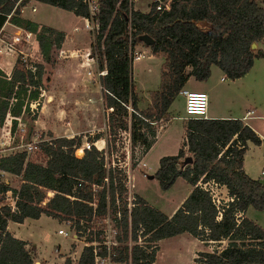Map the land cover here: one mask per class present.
<instances>
[{
	"label": "trees",
	"instance_id": "obj_1",
	"mask_svg": "<svg viewBox=\"0 0 264 264\" xmlns=\"http://www.w3.org/2000/svg\"><path fill=\"white\" fill-rule=\"evenodd\" d=\"M17 1L0 0V26L13 9L9 22L35 33L37 49L47 61L52 46L59 47L64 35L21 18L19 8L28 0H20L15 6ZM35 1L75 16H87L81 0ZM98 11L95 48L98 66L106 70L99 84L105 108H110L107 113L109 133L127 132L130 146H140L141 155L155 140L156 129L150 122L167 120V110L189 76L197 81L205 80L214 65L233 80L251 68L253 59L264 56L261 48L250 49L251 43L264 45V0H170L167 10L162 12L154 9L153 4L141 12L134 10L128 0H99ZM183 20H205L208 28L205 32L198 31ZM128 24L130 47L141 43L149 47L152 54L163 56L159 89L149 94L150 105L146 110L137 108L131 82ZM144 34L151 39L149 45L139 40ZM33 67L34 72H31L16 60L10 78H0V123L9 114L10 133L17 128V117L27 113L29 102L38 96L43 68L39 63ZM187 67L189 72L185 71ZM128 104L134 112L127 110ZM184 137L176 153L161 157L158 167L148 177L152 175L163 191L181 177L191 187L187 196L166 216L135 195L129 221L122 201L125 172L105 158L108 140L105 141L106 151L99 150L94 142L100 136H92L89 149L76 157L74 150L81 145L79 137L50 138L38 143L44 164L28 160L23 150L0 155V170L20 179L17 189L0 182V194L9 190L16 197L13 211L2 204L0 198V264L34 263L33 253L25 248L26 242L6 230L7 221L20 223L24 218L38 219L43 214L58 221L74 220L78 228L79 219L86 222L92 217L100 219L106 208L115 212L116 198L120 201V218L116 223L121 231L120 245L115 249L117 260L129 261V264L155 262L147 246L127 245L128 239L135 241L140 227L153 242L181 233L190 234L204 245L219 244L226 239L228 249L198 253L195 261L204 264H264V229L247 218L236 221L237 213L248 206L264 209V183L250 178L242 169L246 142L264 145V140L239 118L188 119L184 124ZM187 154L192 160L183 165ZM209 180L223 185L231 200L216 208L210 193L200 186ZM46 189L53 194L42 204ZM93 195L92 208L89 203ZM245 241H249L248 244ZM246 245L261 250L237 249ZM58 264L73 263L66 257ZM74 264H92L90 247L81 248Z\"/></svg>",
	"mask_w": 264,
	"mask_h": 264
},
{
	"label": "rangeland",
	"instance_id": "obj_2",
	"mask_svg": "<svg viewBox=\"0 0 264 264\" xmlns=\"http://www.w3.org/2000/svg\"><path fill=\"white\" fill-rule=\"evenodd\" d=\"M149 4V0H137L133 2V7L147 11ZM31 5L27 4L25 7L26 15L43 23L42 25L44 26L48 25V27L64 30L67 38H63L59 47L55 48L52 46L47 61L44 60L39 49H37L36 42L30 48L22 47L25 54L24 63L27 66H34L36 63H39L43 68L39 84V93L32 110L30 111L29 106V111L20 118L21 123L24 125L23 135L15 133L9 142L10 147H13V149H6L3 153L21 150L24 144L30 139V136L36 133H39L43 138H72L75 136L79 137L81 143L89 142L92 136L98 135L100 138L97 139L99 141H95V146L104 151H106L105 141H109V147L107 148L108 155L105 154L108 162L121 167L125 175L133 171L134 190L143 195L147 201L152 202L155 206H159L163 212H169L178 203L180 198L185 195V187L177 182L172 188L163 191L159 188L155 178H148V175L151 174L150 172L155 166V150L158 149V146L147 154L145 158L147 168L144 170L138 169L134 172L133 169L139 168L137 167L139 161L137 158L141 156V147L135 146L132 148L129 139H127L128 133L125 131L115 130L114 133H109L107 113L110 109L105 108L102 97L103 90L99 84V79L95 77V73L86 76L85 69L79 65L82 61L79 54L88 49L87 45L89 42V34L83 29V21L72 12H67L47 4L34 3L36 10L30 12V8L33 6ZM74 27H76V30L73 29ZM4 28L6 36H12L13 28L7 25ZM69 39H71L73 45H69ZM257 44L258 46L256 45L255 49L258 47L264 50L262 43L257 42ZM133 47L142 51L146 48L149 49V47L143 46L141 43H136ZM149 54L152 53L148 50L145 54L143 53V58L132 61L131 63V82L133 84L135 101L138 103V107L141 108L140 110H146L148 108L150 105L149 94L159 89L160 71L163 69V64L161 63V59L163 58L162 54H152L154 55L153 58L146 57ZM253 61L254 66L258 64L264 65V58L262 57H256ZM228 83H230L229 79L225 77V83L219 84L217 91L209 95V106L218 109L220 107L235 110V107L231 103H237L241 100V96L237 94L238 90H240L243 97L240 105L252 109L255 116L259 115L255 120H251L250 122L256 131L263 134L264 86L262 85L264 82L261 84L260 81H257L256 87H254L255 92L252 91V94L249 93L246 86L243 91L245 82L240 83V85L237 84L234 87L231 86V89L230 87H225V84ZM172 101L168 110L169 115H182L183 101L181 96L177 94ZM180 123V121L174 119L162 134L163 139L165 136L173 135L177 129L176 126ZM164 124V121H155L152 126L158 131ZM1 134L5 135L2 132ZM3 138L2 136L0 139L3 140ZM81 153L79 147L76 153L74 151L76 157L81 155ZM245 154L246 166L249 169V173L256 177L260 176L258 170L264 157L262 148L253 144L249 145ZM27 159L36 163L44 164L45 162L44 156L38 149V146L36 150L27 154ZM260 177L264 181V175ZM0 182L17 189L20 179L11 174H0ZM185 185L188 186L186 183ZM9 201L8 198H4L3 200L5 203H9ZM250 209L249 217L257 222V226L264 229V209L257 210L252 207ZM99 221L100 219H94L92 225L86 226L94 229L99 226ZM55 228V222L47 217H41L38 221L28 219L20 226V234L27 236L29 232L37 239L38 232H42L52 239L53 245L59 240L67 241L68 237L63 239L58 235L56 236L54 233ZM226 242V239H223L219 244L211 243V246L207 247L206 250H208L207 252H214L215 250L220 251L224 248L228 249L229 247H227ZM248 242L245 241L246 244ZM169 243L163 244L164 249L172 248L169 246ZM174 244L175 247L173 246L172 249L176 248L178 254L182 258H186L189 250L188 243L184 239H178ZM242 247L238 246L237 249L258 252L261 250L252 245ZM155 249L158 250L157 247ZM198 253L200 252H196L195 258L198 257ZM32 257L34 259L33 264H37L38 261L33 254Z\"/></svg>",
	"mask_w": 264,
	"mask_h": 264
},
{
	"label": "crops",
	"instance_id": "obj_3",
	"mask_svg": "<svg viewBox=\"0 0 264 264\" xmlns=\"http://www.w3.org/2000/svg\"><path fill=\"white\" fill-rule=\"evenodd\" d=\"M135 1H137V0H134L133 2H135ZM133 2L131 5H132V8L134 10H139L141 12L145 11V10H140L138 8H134ZM34 3H40V2H37L35 0H33V1L28 0V2L20 8V11H19L20 17L24 18L26 20H29L31 22H35L40 26H44V25H42L43 23L35 20L34 18L32 19L31 17H29L25 13V7L27 6V4H32L33 6L31 5L32 6L31 8H33ZM41 4H43V3H41ZM35 10L36 9L34 7L33 11H35ZM77 17L82 20V17H80V16H77ZM44 27L52 29V27H48V25L44 26ZM53 29L61 31L64 35V38H67L64 30H59L57 28H53ZM69 45H73L71 42V39H69ZM256 45L258 46V44H256ZM145 50L150 51V49H148V48H146ZM146 57L153 58L154 55L149 54V55H146ZM262 58H264V57H262ZM162 61H163V58L161 59V63H163ZM14 63H15V61H14L13 57L1 55L0 56V69L2 72H0V73H5V74L10 75L11 71H12L11 68L14 65ZM189 70H190V68L187 67L185 71L189 72ZM223 76H224V74L219 69V67L217 68L216 66L213 65L210 67V73H209V76L207 77V79L197 81L192 76H189L186 79L182 88L187 89V90H195L196 89L195 91H204L207 95V100H208L209 95L213 94V92L217 91V89L219 87L218 85L225 83V76H224V78H223ZM0 78H1V76H0ZM2 79H5V78H2ZM257 81H260L261 84H262V82H264V65L258 64V65L254 66V61H253L251 68L245 74H243L242 76L237 77L236 79H233V80L229 79L230 83L225 84L226 85L225 87L226 88L230 87V89H231V86L234 87L237 84L240 85V83L245 82V84L243 86V91H244V88L246 86V88H248V90H249V93L252 94V91L255 92L254 87H256L255 85L257 84ZM188 86H190V87H188ZM262 86H264V84ZM235 92H237V91H235ZM237 94H238V96H241L240 99L242 100L243 97H242V93L240 90H238ZM240 101H238L237 103H231L235 107V110H231V109H224V108H220V107H219V109L216 107L214 108L213 106L210 107L209 106V100H208L207 114H206L207 117L206 118H208V119H220V118L238 119L239 118L243 121V123H245L247 126H249L253 130V132L260 137V139L264 140V133L262 134V133L256 131L250 122L251 120H255V118H257L259 115L255 116L254 112H252V114H246L247 111L252 110V109H250L248 107H242V105H240ZM137 108L139 110L141 109L138 107V103H137ZM168 110H169V108H168ZM168 110H167V120L165 121V124L162 127H160V129L158 131H156V134L154 137L155 138L154 142L147 149V151L143 155L140 156V158H137L139 160L137 167H139V168L133 169L134 172L138 169L144 170L145 168H147L145 158L149 152H151L156 146H158V149L155 150V166L152 169V171L150 172L152 174L156 170V168L158 167L159 159L165 155L175 154L176 151L178 150V148L180 147L181 143L184 141V138H185L184 137V124H185L186 120L181 119L183 116V105H182V115L181 114L177 115V116L169 115ZM24 114L25 113H21L17 117V127L18 126L24 127L23 123H21V121H20V118ZM10 119H11L10 115L6 114L4 120L0 123V134H1V132L3 134H5V135L1 134V137L3 136L4 138H3V140L0 139V145L1 144H5V145L9 144L13 135L15 133H19V132H17V128L13 133H10V124H9ZM174 119H177L181 123L176 126L177 129L173 135L165 136V138L163 139L162 134L164 133L166 128L169 127V125L171 124V122ZM96 141H99V140H96ZM252 144H253L252 142L247 141L246 142V150H247L248 146L252 145ZM94 145H96L95 142H94ZM253 145H255V144H253ZM256 146L261 147L262 153L264 154L263 143L261 142L260 144H257ZM97 148H99V147H97ZM246 150H245V152H246ZM245 152L243 153L244 155L242 158V169H243L244 173H246L250 178L257 180V181L259 180V181L264 183V181L260 177L263 175H260V172H259L263 167L264 157L261 161L260 168L258 170L260 176L256 177V176L252 175L251 173H249V169L246 166V154H245ZM9 153L10 152L2 153L0 155H5V154H9ZM0 174L3 175V174H8V173L0 170ZM133 174L134 173L132 171L127 175L132 181L133 187L131 188V190H132L133 194L138 195L139 197H141L146 202L147 205L149 204L150 206L154 207L156 210L162 212L166 216H170L174 212V210L185 199V197L188 194V191L191 188L190 185L187 184L186 181H184L181 177H177L175 179V181L173 182V184L169 188H172L177 182H179L182 185H184V187H185V195L180 198L178 203L175 204L170 209L169 212L165 213V212H163V210H161L159 208V206H155L152 202L147 201L143 195H141L140 193H138L134 190V184H133L134 176H132ZM185 183L188 186H186ZM216 192H217L218 199L220 200L221 204L230 199V197H229L228 193L226 192V189L223 185H221V186L218 185L216 187ZM250 207L251 206H248L245 211L237 213L236 221L241 220V218H247L250 221H252L254 224L258 225L257 222L254 221L253 218L249 217V215H248L249 212L251 211ZM41 217H47V218H49L55 222V224H56V228L54 230V233H55L57 228L59 227V221L56 219H53L49 216L43 215V214H40L38 219H40ZM28 219H31V218H24L23 221L20 223H16L13 221H7L6 230L10 234H12L13 237H15L19 240L22 239L26 242L25 248H27L28 250H30V252L33 253L35 259L38 261V264L41 262L45 263V264H53V263L58 264V263H62L66 257H68L73 264L76 263V260L78 259L79 255L81 253V248H82L81 239L76 238L75 240H73L71 238H68L67 241L66 240L65 241L59 240L57 243H55L53 245L52 239L42 232H38V238L37 239H35L33 234H31L29 232L27 233L28 234L27 236H23L22 234H20V232H21L20 226L23 225ZM38 219H31V220L38 221ZM55 234H56V236L58 235L64 239L63 236H61L57 233H55ZM178 239L179 240L184 239V241H186L189 245L188 246L189 250H188V254H187L186 258H182V256L178 254V250L176 248L172 249L173 246L175 247L174 242L177 241ZM168 242H170L169 246H171L172 248L171 249H169V248L164 249L163 244L168 243ZM210 244L211 243L204 245L202 241L192 237L190 234L181 233V234H177V235L168 236L167 238H162V239L157 240L155 242L150 240V245L149 246L146 245V246L148 247V249H150L152 251L153 255L155 256V259H154L155 262H153L150 259L153 264H196V261L194 260V258L196 256V252H204V253L207 252L208 250H206V248L211 246ZM152 246L157 247L158 250H153ZM61 249H64V250H61ZM202 264H204V263L202 262Z\"/></svg>",
	"mask_w": 264,
	"mask_h": 264
},
{
	"label": "built area",
	"instance_id": "obj_4",
	"mask_svg": "<svg viewBox=\"0 0 264 264\" xmlns=\"http://www.w3.org/2000/svg\"><path fill=\"white\" fill-rule=\"evenodd\" d=\"M19 1L20 0H18L15 3V6L18 4ZM81 1L87 11V16L82 18V21H83V29H85L89 34V42L87 45L88 49L82 52L81 54H79L80 58L82 59L79 65L85 69L86 76H90L95 73V77L99 79L100 77L106 74V70L97 65L98 54L95 48L96 36L99 32L98 29L99 0H81ZM133 1L134 0H128L130 4H132ZM149 1L150 4L154 5V9H156L159 12H162L163 10H167L170 2V0H149ZM33 10L34 7L30 9L31 12H33ZM12 11L6 15V19L4 23L0 26V56L1 55L11 56L13 57L14 61L18 60L25 69H29L31 72H34L35 68L33 66H27L24 63L25 54L24 51L22 50V47L30 48L34 45V43L36 42L35 33L23 29L19 26L12 25L9 22V18L12 15ZM6 25L9 26L10 28H13L12 36L10 37L6 36V32L4 28ZM127 28L129 29L127 45L129 47V55L132 63V61H136L143 58V53L145 54V51L137 50L134 47H130L129 24ZM73 29L76 30V27H74ZM0 72H2L1 69ZM0 76L6 79L10 78V75L5 73H0ZM178 95L181 96L183 101V116L181 119L184 120L201 119V118L206 119L208 100H207V95L204 91L187 90L182 88L178 91ZM35 104H36L35 100L32 101L30 104H28L30 106V111L35 106ZM126 108L128 109L129 112L130 111L134 112L129 104L126 106ZM252 112H253L252 110H249L246 112V114H252ZM150 123L154 124V122H150ZM17 132H19L20 135H23L24 127L18 126ZM49 139L50 138L41 137L39 133L32 134L28 142L24 144L21 150H23L27 156V154L37 149L38 143L43 141H48ZM89 147H90V143L82 142L81 145L79 146V149L83 153V150L84 149L88 150ZM6 149L11 150L13 149V147H10L9 144L6 145L1 144L0 154H2ZM97 149L100 150L101 148H97ZM74 151L76 152L77 148ZM81 155H79L78 157H80ZM259 172L260 175H264V162H263V167ZM125 176H126L124 182L125 191L123 193L122 201L125 203V209H126V213H128V221H129L130 208L135 205V194H133L131 190V188L133 187L131 179L127 175ZM200 186L201 188L206 189L210 193L212 202L214 203L216 208H218L221 205L216 192V187L218 185L215 184L213 181L209 180L203 182L202 184H200ZM52 194L53 191L46 189L44 191L45 199L41 203L44 204L45 201L48 198H50ZM0 198H2L1 203L9 206L11 211L15 209L14 204L16 201V197L13 196L9 190L5 191L3 194L1 193ZM4 198L6 199L8 198L10 200L9 203L3 202ZM229 200H231V198ZM119 204L120 201L118 198H116L115 199L116 211L111 213L109 208H106L105 215L102 218H100L99 226L94 229L92 227L86 226V225H92L94 217H92V220L88 222H86L83 219H79L78 228L76 227V223L74 220H61L59 221V227L57 228L55 233L63 236L64 238L68 237L73 240H75L76 238L81 239L82 247L83 246L90 247V251L92 253V264H129V261L125 262L116 259L117 251L115 249L120 245V242L118 241V236L121 233L116 223V219L118 220L120 218V213L118 210ZM89 205L92 208L94 207L95 205L94 195H93V200L91 203H89ZM217 218H219V216ZM142 232H143L142 229L139 227V229L137 230V237L135 241H130V239H128L127 245L130 246L131 244H136L140 248H145L146 245L149 246L150 245L149 234H143ZM196 264H202V262L197 261Z\"/></svg>",
	"mask_w": 264,
	"mask_h": 264
},
{
	"label": "water",
	"instance_id": "obj_5",
	"mask_svg": "<svg viewBox=\"0 0 264 264\" xmlns=\"http://www.w3.org/2000/svg\"><path fill=\"white\" fill-rule=\"evenodd\" d=\"M184 23L190 25L191 27H194L196 30H200L205 32L208 28V22L205 20H183ZM139 40L142 41L143 43L149 45L151 43V39L149 38V36H147L146 34L142 35L139 37ZM256 47V43H251L250 49L254 50ZM192 160V158L188 155H185L184 159L182 160L183 165L190 163ZM149 178H152V175L149 176ZM38 264V263H37Z\"/></svg>",
	"mask_w": 264,
	"mask_h": 264
},
{
	"label": "bare ground",
	"instance_id": "obj_6",
	"mask_svg": "<svg viewBox=\"0 0 264 264\" xmlns=\"http://www.w3.org/2000/svg\"><path fill=\"white\" fill-rule=\"evenodd\" d=\"M140 60V59H139Z\"/></svg>",
	"mask_w": 264,
	"mask_h": 264
}]
</instances>
